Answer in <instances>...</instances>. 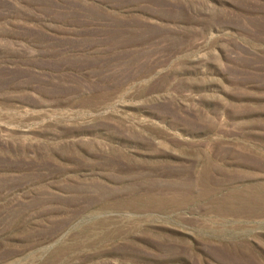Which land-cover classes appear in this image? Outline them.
Instances as JSON below:
<instances>
[{"label":"rangeland","instance_id":"374dc122","mask_svg":"<svg viewBox=\"0 0 264 264\" xmlns=\"http://www.w3.org/2000/svg\"><path fill=\"white\" fill-rule=\"evenodd\" d=\"M0 264H264V0H0Z\"/></svg>","mask_w":264,"mask_h":264}]
</instances>
